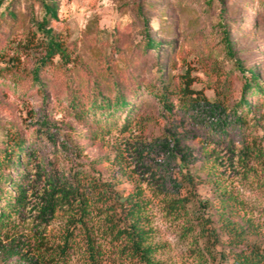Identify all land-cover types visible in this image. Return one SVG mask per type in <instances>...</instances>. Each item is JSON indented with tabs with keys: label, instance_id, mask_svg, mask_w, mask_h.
Wrapping results in <instances>:
<instances>
[{
	"label": "rangeland",
	"instance_id": "1",
	"mask_svg": "<svg viewBox=\"0 0 264 264\" xmlns=\"http://www.w3.org/2000/svg\"><path fill=\"white\" fill-rule=\"evenodd\" d=\"M1 1L0 68L10 67L12 73L6 69L7 77H0V150L13 149L22 139L33 155L19 168L29 174L28 205L0 241V264H145L122 253V242L106 236L110 202L96 205L91 195L90 211L82 215L74 199L72 205L56 202V193L52 199L54 176H68L80 165L111 182L117 202L129 198L143 204L151 264H225L202 258L183 221L165 211L170 177L187 169L205 181L198 186L201 195L228 197L233 219L253 229L242 242L222 231L217 250L253 246L264 250V163L244 158L240 131L233 135L234 144L201 135L188 139L185 144L195 159L186 166L178 156L169 159L153 142L163 136L173 139L184 127L171 131L172 116L143 88L138 114L127 130V110L110 125L96 124L92 115L87 123L79 122L67 110V86L93 91L100 86L113 97L114 83L119 82L131 94L129 77L142 86L153 82L158 62L171 81L180 84L188 72L192 88L210 99L221 96L234 103L242 81L224 50L221 23L229 28L236 58L245 68L259 69L264 80V0H54L59 20L51 27L70 57L67 63L55 57L50 67L41 69V81L35 85L30 78L45 54L38 29L43 9L38 0ZM9 4L14 18L6 9ZM144 27L161 43L159 50L148 46L145 51ZM93 91L84 98L92 100L97 95ZM252 130L251 136L264 135L262 129ZM3 159L0 154V163ZM5 173L16 178L17 169ZM86 188L89 193L90 186ZM114 215L121 216L118 208ZM90 242L102 250L95 261L89 254Z\"/></svg>",
	"mask_w": 264,
	"mask_h": 264
},
{
	"label": "trees",
	"instance_id": "2",
	"mask_svg": "<svg viewBox=\"0 0 264 264\" xmlns=\"http://www.w3.org/2000/svg\"><path fill=\"white\" fill-rule=\"evenodd\" d=\"M38 1L43 9L38 29L44 36L45 54L30 78L34 85L41 81V69L50 67L55 57L58 56L66 63L70 57L67 46L64 45L63 40L58 39L51 27L52 21L59 20L54 0ZM2 4L0 0V8ZM6 9L14 18L15 13L11 4ZM221 32L224 50L234 62L233 69L241 75L240 96L234 103L230 104L225 97L221 96L210 99L203 91L192 88L193 81L188 72L183 74L180 84L171 81V77L166 75L167 70L164 65L158 62L157 71L159 73L153 82L142 86L141 81L136 80L134 76L129 77L128 82L133 87L131 94H127L119 82L114 83L116 91L113 97L107 96L100 86L95 87V91L90 88L89 90H77L67 86L69 88L67 95L70 99L67 110L73 112L78 121L82 123H87L92 115V119L98 125L114 124L118 113L127 110L128 116L124 124V130H127L133 118L138 114L141 103L139 98L143 88L154 95L166 112L172 116L171 131H174L175 127H184V132L174 135L173 139L163 136L161 139L153 140L161 145L162 152L169 159L178 156L184 165L189 166L195 158L192 156V149L185 144L188 139L201 135L205 137L204 139L217 138L220 141L227 140L230 144H234L233 135L236 131H240V152L244 158H256L264 163V146H262L264 135L251 136L253 132L251 129L264 130V80L259 69L245 68L241 60L236 58L229 28L224 23H221ZM144 37L145 51L148 46H152L155 51L159 50L161 43L150 38L147 27H144ZM6 69L12 73L10 67L0 68L1 78L7 77L3 74ZM90 91L97 95L93 96L92 100L88 98L86 100L84 96L91 95ZM251 97L254 98L251 100ZM187 126H189L188 129ZM27 143L28 141L22 139L17 140L15 148L0 150V154L4 156L3 162L0 163V241L7 236L14 219L22 215L28 205L25 186L28 183L29 174L19 169L33 155L29 146H26ZM4 161L6 164L2 169L1 165ZM11 168L17 169L16 178L5 173V170L8 171ZM169 182L170 185L166 186L164 197L165 211L172 218L183 221L186 233L195 237L196 252L200 253L202 258L220 259L225 264H264V250L260 247L253 246L235 250L225 247L217 250L216 246L220 241L219 233L222 231L236 242L244 241L253 231L233 219L234 212L229 207L228 197L201 195L198 186L205 181L190 169H187V172L181 176L170 177ZM53 183L52 199L55 193L59 195L56 202H67L72 205V199H74V203H78L75 209L81 207L82 215H87L90 211L89 207H91L93 198L96 200V205L110 202L105 212L107 214L105 222L108 226L105 231L106 236L112 238L111 240L122 242V253H127L133 258H140L145 264L152 263V248L148 246L147 231L142 226L143 204L129 198L125 202H117L114 199L115 194L111 182H103L100 178H96L92 172L84 170L83 165L72 168L68 176H54ZM87 185L91 188L89 193ZM91 195L94 197L91 198ZM52 203L51 201L50 205ZM117 208L121 215L118 218L114 215ZM214 215L217 219L213 217ZM89 254L95 261L102 254V250L90 242Z\"/></svg>",
	"mask_w": 264,
	"mask_h": 264
}]
</instances>
